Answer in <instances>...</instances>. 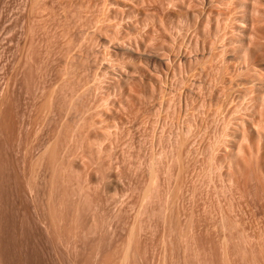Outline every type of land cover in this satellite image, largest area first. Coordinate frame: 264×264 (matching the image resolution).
Masks as SVG:
<instances>
[{
  "label": "rangeland",
  "instance_id": "obj_1",
  "mask_svg": "<svg viewBox=\"0 0 264 264\" xmlns=\"http://www.w3.org/2000/svg\"><path fill=\"white\" fill-rule=\"evenodd\" d=\"M0 264H264V0H0Z\"/></svg>",
  "mask_w": 264,
  "mask_h": 264
}]
</instances>
